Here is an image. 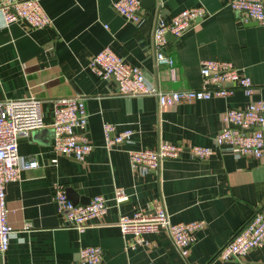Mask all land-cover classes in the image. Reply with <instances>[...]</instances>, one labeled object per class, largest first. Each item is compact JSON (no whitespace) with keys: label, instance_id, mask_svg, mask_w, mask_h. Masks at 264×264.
Returning a JSON list of instances; mask_svg holds the SVG:
<instances>
[{"label":"crops","instance_id":"1","mask_svg":"<svg viewBox=\"0 0 264 264\" xmlns=\"http://www.w3.org/2000/svg\"><path fill=\"white\" fill-rule=\"evenodd\" d=\"M113 1L40 0L52 19V25L41 29L23 22L6 25L0 16V100L36 96L45 123L18 143L19 153L36 158L39 167L23 171L6 185L12 232L5 264L69 263L86 246L102 249L101 264H264V247L241 259L216 258L219 249L264 206V159L234 158L214 147L227 108L264 98V24L244 20L225 4L227 0H158V10L141 8L142 20L136 23L120 15ZM196 6L210 14L198 18L178 39L167 40L165 52L174 58L171 77L168 67L157 63L152 48L154 23ZM106 46L125 63L141 68L162 91L200 87V62L215 59L244 70L254 92L248 97L234 87L227 97L162 108L155 95L119 94L115 79L103 78L88 67L89 58ZM67 95L84 98L92 150L83 161L60 156L54 166L49 162L54 157L51 106L54 99ZM105 122L134 133L127 141L106 147ZM162 142L213 150L205 160L185 152L145 173L131 166L129 150ZM56 184L70 189L76 203L94 195L108 199L104 223L81 232L65 227L52 201ZM116 188H123L128 198L115 202ZM153 201L162 203L173 223L205 222L185 257L163 230L146 234L145 245L127 246L129 237L116 225L119 217L147 209Z\"/></svg>","mask_w":264,"mask_h":264},{"label":"built area","instance_id":"2","mask_svg":"<svg viewBox=\"0 0 264 264\" xmlns=\"http://www.w3.org/2000/svg\"><path fill=\"white\" fill-rule=\"evenodd\" d=\"M244 20L264 24V0H227L225 3ZM112 7L126 20L139 23L142 9L139 0H114ZM210 13L202 6L184 9L166 20L158 18L152 33V48L158 64L166 65L174 77V58L165 52L167 34L174 39L181 37L198 18ZM0 16L4 24L23 22L41 29L52 25V19L40 4V0H0ZM88 67L103 78H113L118 84L117 92L122 95H155L160 107L174 106L182 102L227 97L234 87L251 97L254 92L251 78L244 72L223 60L204 59L200 62L201 86L194 89L159 90L148 80L139 67L131 66L116 55L109 46L104 47L88 60ZM53 130L49 162L56 166L58 157H69L83 161L92 150L87 132V113L81 95H67L54 99L51 106ZM224 127L214 137V147L221 154L234 158L264 159V98L250 100L244 107H229L222 114ZM45 126L41 100L36 96L0 100V264H5L12 227L8 222V208L5 199L6 185L20 177L23 171L37 169L39 162L34 157L19 153L18 143L27 138L31 131ZM106 147L127 141L134 131H121L113 123L102 125ZM208 146L162 142L153 148L129 150L133 168L141 172L155 171L160 162L180 158L185 152L196 159H208L212 154ZM123 188H116L113 200L117 203L127 199ZM52 201L65 227L78 231L104 223L108 211V199L94 195L86 204L73 203L62 185L53 187ZM122 235L129 237L128 247L145 245L146 234L165 231L179 253L185 257L196 241V231L205 226L203 220L189 222L170 221L162 203L153 201L147 209H137L131 215H121L116 223ZM264 247V206L256 210L234 235L219 249L216 258L226 261L241 259L254 248ZM102 249L97 246L80 248L78 257L69 263L57 264H101ZM169 264V263H162Z\"/></svg>","mask_w":264,"mask_h":264},{"label":"water","instance_id":"3","mask_svg":"<svg viewBox=\"0 0 264 264\" xmlns=\"http://www.w3.org/2000/svg\"><path fill=\"white\" fill-rule=\"evenodd\" d=\"M141 8L151 10L155 8L157 11L159 8L158 0H139ZM256 22V21H255ZM167 40L173 39L171 34H167ZM80 94V93H79ZM52 137H53V130H52ZM66 196L73 202L76 203L78 200L76 199L75 195L70 192V189H65ZM82 204L88 203V201H80Z\"/></svg>","mask_w":264,"mask_h":264}]
</instances>
